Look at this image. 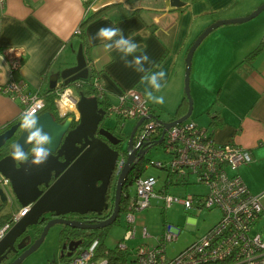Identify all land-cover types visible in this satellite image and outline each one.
Wrapping results in <instances>:
<instances>
[{
  "label": "crops",
  "instance_id": "1",
  "mask_svg": "<svg viewBox=\"0 0 264 264\" xmlns=\"http://www.w3.org/2000/svg\"><path fill=\"white\" fill-rule=\"evenodd\" d=\"M84 1L0 0V84L24 79L30 90L46 89L52 74L73 66L82 44L76 30L86 11ZM183 1L171 7L169 0H93L91 10L106 9L88 22L84 52L110 101L125 88L144 94L151 90L140 82L145 73L125 66V60L146 53L150 62L145 69L166 72L165 86L157 93L165 103H150L160 117L169 119L185 94V58L195 38L214 21L247 15L264 2ZM248 25L226 23L213 29L196 47L191 71L196 93L206 90L198 113H209L206 126L218 142L233 140L251 151L252 161L241 165L239 173L249 190L259 194L264 192V48L251 60L244 57L256 47L255 38L260 42L264 29L250 34ZM101 27L121 29L139 45L137 52L124 56L114 48L106 50L108 42L96 38ZM20 52L23 63L12 71L11 59ZM20 114V104L0 92V129Z\"/></svg>",
  "mask_w": 264,
  "mask_h": 264
},
{
  "label": "built area",
  "instance_id": "2",
  "mask_svg": "<svg viewBox=\"0 0 264 264\" xmlns=\"http://www.w3.org/2000/svg\"><path fill=\"white\" fill-rule=\"evenodd\" d=\"M76 31L79 32L80 28ZM22 54L20 52L11 59L12 71L23 63ZM81 81L78 79L65 85L64 79L57 82L55 102L61 116L70 115L79 120V94L76 89ZM93 84L98 90V100L107 98L99 73L93 77ZM0 92L20 104L21 115L32 107L38 108L37 115L46 108V97L39 90H30L24 79L10 78L4 81L0 84ZM65 95L68 100L63 109L60 101ZM106 113L108 116H116L119 121L133 119L138 122L144 118L138 125L133 143L138 151L154 143L162 134L160 115L153 110L145 94L134 87L118 92L107 104ZM152 113L155 116H149ZM160 142L169 159L156 161L154 165L165 171L166 175L160 177L141 173L131 184V187L135 185V189H127L128 199L124 210L127 228L124 240L136 237V213L151 205L152 197L162 199L165 208L176 202L199 211L203 208H217V221L174 256L168 255L167 245L169 241L178 238L181 230L166 224L156 245L146 242L129 245L124 241L113 249L105 247L100 250L97 248L99 239H95L90 245L75 248L71 254L61 249L64 255L59 261L50 264H109L111 256L118 257L125 252L132 254L135 264H264V239L260 232L254 231V225L264 211V192L252 193L239 173L241 165L252 161L251 151L233 140L218 142L210 128L190 118L170 126ZM126 151L119 153L115 166L117 174L125 165ZM201 183L208 186L207 192L179 194L175 191L181 190L184 185ZM9 184V179L0 175V185L5 187ZM29 207H21L9 222L0 227V238ZM141 233L145 238L149 236L146 226Z\"/></svg>",
  "mask_w": 264,
  "mask_h": 264
},
{
  "label": "water",
  "instance_id": "3",
  "mask_svg": "<svg viewBox=\"0 0 264 264\" xmlns=\"http://www.w3.org/2000/svg\"><path fill=\"white\" fill-rule=\"evenodd\" d=\"M169 2L171 7L184 4L183 0H169ZM263 10L264 2L247 15L216 20L205 27L195 38L188 48L185 58L184 88L188 97V109L186 113L176 118H171L173 115L169 119L159 118L160 123L163 125L162 134L153 144H157L163 139V134L170 126L188 119L192 113L191 67L193 54L199 43L218 26L249 20ZM89 71L90 66L85 56L83 45L80 44L76 63L52 74L49 80V87L54 88L60 78L64 79L65 83L87 78ZM77 106L80 118L74 127H70V118H67L64 122H59L50 110H44L37 115L39 126L43 127L51 135L52 139L53 154L42 165L20 164L12 158V145L15 143L24 144L27 135L25 130L20 127L21 120L0 132V147L16 135V139L10 145V152L0 158V175L9 179L11 190L21 207L25 208L30 205L27 213L15 221L0 238V261L5 256V251L14 247L17 238L28 226L38 223L41 219L43 220L42 215L45 212L54 211L56 214L68 212L86 213L88 211L101 212L102 209L108 206V186L118 160L119 150L97 136L96 132L98 130L101 134L109 136L112 142H117L118 140L113 139V135L108 128H99L106 110L99 105L96 95L88 96L80 90ZM149 116H155V114L152 113ZM143 119L138 120L130 135L127 146V159L116 182L115 206L111 216L97 223H88L79 219L63 217L49 219L43 226L40 235L34 239L28 249L10 264H19L29 253L40 246L49 228L55 223L79 228H100L110 225L116 220L121 208V196L126 178L135 165L137 155H143L146 151V149L142 148L136 152V148L133 145V132ZM19 130L20 132L17 135ZM29 147L30 145H25L26 150ZM60 156L64 159H60ZM52 178L53 181L51 182ZM0 201L2 206H7L11 202L2 185H0ZM27 237L30 238L29 235ZM77 244V241H70L67 254H71ZM22 245L24 244L21 243L20 246ZM66 247L67 245L64 243L63 248L65 249ZM63 255L64 253L61 252V256Z\"/></svg>",
  "mask_w": 264,
  "mask_h": 264
},
{
  "label": "rangeland",
  "instance_id": "4",
  "mask_svg": "<svg viewBox=\"0 0 264 264\" xmlns=\"http://www.w3.org/2000/svg\"><path fill=\"white\" fill-rule=\"evenodd\" d=\"M227 24H244L250 29V34L255 31H262L264 29V10L261 11L255 17L243 21V22H232ZM251 36V35H250ZM253 38V37H250ZM254 39V38H253ZM259 40L255 38L256 46ZM253 47V46H251ZM77 57V56H76ZM193 66V64H192ZM185 72V71H184ZM191 71L190 78V87L191 95L193 98V110L190 115V119H195L198 123H201L206 126L209 120L208 112H200L198 110L201 107V103H204L206 100V90L200 95L196 93L195 90V78L194 73ZM185 82V76H184ZM74 86V85H73ZM75 88V87H74ZM126 89V88H125ZM124 90V89H122ZM120 90L119 92H121ZM76 93L79 94V91L76 89ZM162 115V113H160ZM163 118L165 115H162ZM106 124L115 126L119 132H123L125 135L130 134L133 127L135 126L136 120L125 119L119 121L116 116H107L105 119ZM107 120V121H106ZM119 122V123H118ZM122 122L124 125L122 126ZM118 126V127H117ZM121 126V127H120ZM127 146V144H125ZM144 163V174H155L164 177L166 172L159 169L154 165L156 161H166L169 159V155L165 152V148L162 142H159L145 153L143 158ZM150 159V160H149ZM149 160V161H147ZM149 162V163H148ZM153 162V163H152ZM10 187V186H9ZM4 188L9 201L12 200V190L11 187ZM131 191L135 189V185L132 186ZM208 186L204 183L201 184H188L182 186L181 190H175L179 194H185L186 192L198 193V192H207ZM264 203V198H263ZM10 210V209H9ZM12 212V210L10 211ZM14 213V212H13ZM121 217V220H119ZM118 222L111 224L107 232L101 235V239L107 247H116L120 242H124V235L127 228V222L124 213L120 215ZM219 217V210L217 208H203L202 210H197L196 208H186L181 203H174L173 205L165 208L162 199L158 197H152L151 205L142 209L136 213V237L131 238L129 241H125L129 245H136L140 242H146L150 245H156L158 238L164 233L166 224L176 226L180 228V233L178 238L169 241L167 245V253L170 256L176 255L180 250L185 248L190 242H192L198 235L205 232L208 227L217 221ZM193 221L195 224L191 225L189 222ZM146 226L149 232L148 237L142 236V229ZM61 223L53 224L46 234L43 242L38 246L34 251L26 256L20 264H50L52 262H57L61 258V244H60V230ZM99 235L102 233V230H98ZM254 231L260 232L264 239V211L261 217L256 221L254 225ZM122 253L121 256H125V259L120 264H135L133 261V256L131 253Z\"/></svg>",
  "mask_w": 264,
  "mask_h": 264
},
{
  "label": "clouds",
  "instance_id": "5",
  "mask_svg": "<svg viewBox=\"0 0 264 264\" xmlns=\"http://www.w3.org/2000/svg\"><path fill=\"white\" fill-rule=\"evenodd\" d=\"M96 38L108 42L105 43L106 50L114 48L116 51L123 53L124 56L137 52L139 48V45L130 38H126L119 28L101 27L96 33ZM149 62V56L144 53L134 56L131 61L125 60V66L134 65L137 72L145 73V75L141 76L140 82L147 84L148 88L151 89H145L147 101L163 105L165 97L157 95V93L162 92L165 86L162 81L165 80L166 72L164 70L151 72L149 69H145L143 65ZM37 110V107H32L22 114L20 127L25 130L27 135L24 144L15 143L12 145V158L20 164L30 163L39 166L46 163L53 154L51 135L43 127L39 126ZM25 145H30L31 147L26 150Z\"/></svg>",
  "mask_w": 264,
  "mask_h": 264
},
{
  "label": "flooded vegetation",
  "instance_id": "6",
  "mask_svg": "<svg viewBox=\"0 0 264 264\" xmlns=\"http://www.w3.org/2000/svg\"><path fill=\"white\" fill-rule=\"evenodd\" d=\"M105 110H106V108H105ZM60 116L54 115L55 119L58 120L59 122H64L67 119V118L61 119ZM107 116H108L107 113H105L104 119ZM171 118H173V116ZM104 119L101 121V124H99V128H101V127L109 128V130H111V133L113 135V139L118 140V141L117 142H112L109 136H106L104 134H101L98 130L96 132V135L99 136V137H101V138H103L104 140H106L113 148L118 149L119 150V153H120V151L127 149L128 142H129L128 139H130V135H131L132 131L130 132V134L125 135L123 132L122 133L119 132L116 129L115 126H111V125L106 124V122L104 121ZM15 122H17V120ZM122 125H124L123 122H122ZM74 126H75V124H73V119H71V126L70 127H74ZM19 132H20V130L17 132V135H18ZM137 132H138V127L133 132V141L136 138ZM125 144H127V146H125ZM153 145L154 144L152 143L149 146H146V148L143 147V149H146L145 153ZM2 147H0V150H1ZM137 151L138 150H136V152ZM126 152H128V151H126ZM145 153H143V155H145ZM143 155H138L136 157V161L135 162L142 160L141 157ZM138 158H140V159H138ZM60 159H64V158L62 156H60ZM117 175L118 174L116 173V171L114 169V172L112 174V177H111V180H110V183H109V186H108V192H107L108 206L106 208L102 209L101 212H97V211H88L86 213L68 212V213H65V214H56L54 211L45 212L42 215L43 216V220L41 219V220H39L38 223L32 224V225L28 226L27 229L17 238L16 242L14 243V247L12 249H10V250H6L5 251V256L0 261V264H10L13 260H15L16 258H18L26 249H28V247L34 241V239L37 238L40 235V233H39L38 236H35V234H37V231H39V229H40V232H41L42 229H43V226L45 225V223L49 219L63 217V218H70V219H79V220H82V221L88 222V223H97V222H100V221H103V220L109 218L111 216V214L113 213L114 206H115L116 182H117V179H118L117 177L119 176V175L118 176ZM128 177H129V174L127 176L126 182L124 183L123 191H124L125 187H126V190L131 187L132 182L129 183V185H128V182H129V178ZM52 181H53V178L51 179V182ZM9 186H10V184L9 185H6L4 188L9 187ZM12 194H13V192H12ZM18 203H19L18 200L16 199L15 195L13 194L12 195V200H11V202H9V204L7 206H2V202H1V205H0V214L1 213H5V211L9 212V211H11L13 209L15 210V208L18 206L17 205ZM121 205L122 204H120V207H122ZM120 211H121V208H120ZM120 213L121 212H119V216H117V218H116L117 221H118V218L120 217V215L122 214V213L121 214ZM115 222L116 221H114L113 223H115ZM61 225H62L61 228H64L65 229V232H66L65 239H64V243L67 245V247L64 249V251L65 250H68V244H69L70 241H77L78 242V244H77V246L75 248L81 247L82 243L88 238V235L87 234H89L91 232H94L96 229H98V228H79V227H72V226H69V225H66V224H61ZM110 225H107V226H104V227H100V228H105V227H108ZM79 229H81V231ZM28 235L30 236V238L27 237ZM21 243H23L24 245L20 246ZM23 260L20 263H22Z\"/></svg>",
  "mask_w": 264,
  "mask_h": 264
},
{
  "label": "trees",
  "instance_id": "7",
  "mask_svg": "<svg viewBox=\"0 0 264 264\" xmlns=\"http://www.w3.org/2000/svg\"><path fill=\"white\" fill-rule=\"evenodd\" d=\"M189 1H195V0H189ZM92 2H93V0H85L84 1V4L86 6V11H85V14H84V16L82 17V19L80 21V25H79L80 31L79 32H76V34H78L80 36V38L82 39V45H83L84 49H85V43H86L85 42V40H86V30H85V28H86L88 22H90L92 19L96 18L98 15H100L106 9V7L103 6V7L99 8V9L91 10L90 5H91ZM263 48H264V35L262 36L260 42L256 45V47H254L244 57V59L245 60H251V59H253L257 54H259L262 51ZM97 74L98 73L95 71V69L90 68L89 76L87 78L81 79L82 80L81 81L82 82L81 83L82 86L80 85L77 90H79V91L82 90L88 96L96 95L98 93V90H97V88L93 84V77L96 76ZM74 82L75 81H72L70 83H64V82L63 83L65 85V84H72ZM39 91H40V93H42L46 97V101H47L46 103L47 104H46L45 110H50L52 112V114H54L56 116L57 115L60 116L59 115V112H58V108H57L56 102H55V98L57 96V89L55 87L54 88L48 87L46 89H40ZM104 94L106 96L107 90H104ZM107 99L108 98H106V99H99V105L102 106V107H104V108H106L107 107L106 106L107 103H109V101ZM188 105H189V103H188V97H187V95L184 94L183 98L181 99V101H180V103L178 105L179 107H177L176 111L172 114L173 117L174 118L175 117H179V116H181L182 113L183 114L186 113V111L188 109ZM21 117H22V115L20 114L17 119L9 122L6 126H4L3 128H1L0 129V132L2 130H4V129L10 127L16 120L17 121L18 120H21ZM60 117H61V119H65V118H68L69 115H67V116H60ZM71 119H73V124L76 125L78 123V120H75L73 117ZM215 124H218V123L215 122ZM209 126H207V127L210 128ZM210 129L213 132V129L212 128H210ZM15 139H16V135L13 136V137H11L9 140H7V142L3 145V147L0 150V158L10 152V145L14 142ZM142 160L135 162V165L136 166L134 165V167L132 168L133 171L135 170L134 171L135 173L131 172L129 174V177H128L129 178L128 185H129V183L133 182V180L138 175H140L141 173H143V171H144V167H143L144 166V163H143ZM140 163L141 164L143 163V164L141 165ZM138 166H139V169L140 170L139 169L137 170ZM135 167H136V169H135ZM138 172H139V174H138ZM126 191L127 190H126V187H125V189H124V191L122 193V196H121V197H123L121 200L124 201V202L121 201L122 202L121 212L123 210H125L124 208L126 206V202H127V199H128V193ZM0 205H1V202H0ZM17 205L18 206L15 208V210L13 209L12 212L5 211V213H1L0 214V227H2L5 223H7L8 221H10L12 219V217H13V214L16 213L21 208V205L19 203ZM108 228H109V226L108 227H105V228H98L94 232H91V233L87 234L88 235V238L82 243L81 247L92 244L95 239H99L100 240V243L97 246L98 249L101 250V249L107 247L105 245V243L103 242V240L101 239L100 236L103 235V234H105L107 232ZM79 230L81 231V229H79ZM98 230H102V233L100 235H99V232L100 231H98ZM38 233H41L40 232V229H39V231H37V234H35V236H38L39 235ZM65 235H66L65 229L64 228H61V230H60V244H61V249L62 250H64L63 244H64ZM109 248L110 249H113L112 247H109ZM123 258L125 259V256H118V257H116L115 255H113V256L110 257L111 260H110V263L109 264H120L121 262L124 261Z\"/></svg>",
  "mask_w": 264,
  "mask_h": 264
},
{
  "label": "bare ground",
  "instance_id": "8",
  "mask_svg": "<svg viewBox=\"0 0 264 264\" xmlns=\"http://www.w3.org/2000/svg\"><path fill=\"white\" fill-rule=\"evenodd\" d=\"M92 85H93V84H92ZM81 86H82V85H81ZM78 91H79V90H78ZM185 95H186V94H185ZM107 97H108V96H107ZM182 98H183V96H182ZM105 99H106V98H105ZM108 99H109V98H108ZM108 99H107V100H108ZM192 99H193V98H192ZM67 100H68V96L65 95V96L63 97V99H61V101H60L61 107H62L63 109L65 108L64 103H65ZM111 100H112V99H111ZM109 101H110V99H109ZM104 104H105V103H104ZM107 104H108V103H107ZM105 105H106V104H105ZM106 106H107V105H106ZM178 107H179V106H178ZM153 110H154V109H153ZM161 113H162V112H161ZM182 114H183V113H182ZM182 114H181V115H182ZM104 121H105V120H104ZM106 121H107V120H106ZM103 123H104V122H103ZM118 123H119V122H118ZM135 123H136V122H135ZM100 124H101V122H100ZM122 126H123V125H122ZM117 127H118V126H117ZM120 127H121V126H120ZM133 128H134V127H133ZM108 129H109V128H108ZM118 130H119V129H118ZM110 131H111V130H110ZM124 140H125V139H124ZM128 140H129V139H128ZM133 142H134V141H133ZM145 148H146V147H145ZM137 156H138V155H137ZM143 156H144V155H143ZM143 156L141 157L142 159L144 158ZM138 159H140V158H138ZM143 160H144V159H143ZM143 160H142V161H143ZM149 160H150V159H149ZM149 160H147V161H149ZM148 163H149V162H148ZM152 163H153V162H152ZM140 164H141V163H140ZM142 164H143V163H142ZM142 164H141V165H142ZM135 166H136V165H135ZM143 167H144V166H143ZM135 169H136V167H135ZM138 169H139V166H138L137 170H138ZM139 170H140V169H139ZM134 171H135V170H134ZM134 171H133V169H132V171H130V173H131V172L135 173ZM140 172H141V171H140ZM130 173H129V174H130ZM138 174H139V172H138ZM118 175H119V174H118ZM118 175H117V176H118ZM131 175H132V174H131ZM132 176H133V175H132ZM117 178H118V177H117ZM126 180H127V178H126ZM125 182H126V181H125ZM122 198H123V197H121V199H122ZM108 200H109V199H108ZM121 201H123V200H121ZM123 202H124V201H123ZM120 204H122V203H120ZM124 204H125V203H124ZM107 209H108V208H107ZM107 209H106V210H107ZM124 209H125V208H124ZM120 212H121V211H120ZM122 212L124 213V210H123ZM122 212H121V213H122ZM25 213H27V212H25ZM121 213H120V214H121ZM118 216H119V214H118ZM118 219H119V218H118ZM119 220H121V217H120ZM115 221H117V219H116ZM117 222H118V221H117ZM125 232H126V231H125ZM38 234H39V233H38ZM95 236H96V235H95ZM123 240H124V239H123ZM99 243H100V240H99ZM104 247H105V246H104Z\"/></svg>",
  "mask_w": 264,
  "mask_h": 264
}]
</instances>
